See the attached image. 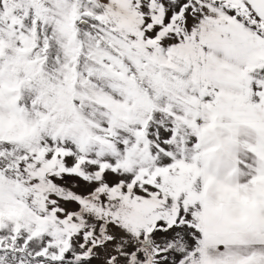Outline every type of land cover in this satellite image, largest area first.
<instances>
[{
  "label": "snow or ice",
  "instance_id": "1",
  "mask_svg": "<svg viewBox=\"0 0 264 264\" xmlns=\"http://www.w3.org/2000/svg\"><path fill=\"white\" fill-rule=\"evenodd\" d=\"M0 264H264V0H0Z\"/></svg>",
  "mask_w": 264,
  "mask_h": 264
}]
</instances>
